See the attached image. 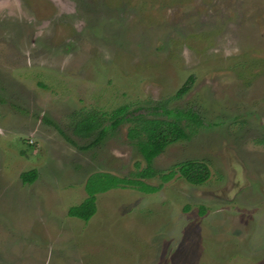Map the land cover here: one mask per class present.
Instances as JSON below:
<instances>
[{"label":"rangeland","instance_id":"374dc122","mask_svg":"<svg viewBox=\"0 0 264 264\" xmlns=\"http://www.w3.org/2000/svg\"><path fill=\"white\" fill-rule=\"evenodd\" d=\"M159 104L202 125L183 118L197 131L139 178L133 123L111 116ZM84 116L107 127L92 147ZM100 173L161 187L110 188L89 221L70 216ZM0 264H264V0H0Z\"/></svg>","mask_w":264,"mask_h":264},{"label":"trees","instance_id":"16d2710c","mask_svg":"<svg viewBox=\"0 0 264 264\" xmlns=\"http://www.w3.org/2000/svg\"><path fill=\"white\" fill-rule=\"evenodd\" d=\"M187 88L181 89L177 95L181 96ZM136 111H129L128 105L120 106L115 109L111 116V128L115 129L124 122H132V126L128 129V137L133 140L141 155L145 159L147 166L145 169L137 173L139 178H150L156 175V170L152 163L163 150L170 144L179 140L188 139L191 133L185 130L182 125L183 118L188 120L195 127L202 125L201 119L194 113H183L174 111L164 104H159L148 108L147 113H141L140 108ZM148 115V116H146ZM166 116V118H162ZM74 131L82 136L89 137L93 132H97V136L87 147L98 144L106 135L107 127L102 126L97 118L93 116H84L80 118L74 128ZM181 175L192 184H202L209 177L208 166L201 161L188 160L178 165ZM175 171L171 170L166 174L160 175L163 181L173 177ZM95 176V175H94ZM37 178L35 170L23 172L21 179L24 183H33ZM137 187L139 190L147 193L156 192L161 185H149L141 179H130L114 176L108 173H100L99 177L91 176L87 180V190H90L88 197L79 205L69 209V215L80 220L89 221L96 212V197L98 192H104L114 187Z\"/></svg>","mask_w":264,"mask_h":264}]
</instances>
